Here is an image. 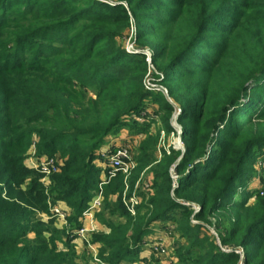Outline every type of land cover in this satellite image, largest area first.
I'll return each mask as SVG.
<instances>
[{"label": "trees", "instance_id": "obj_1", "mask_svg": "<svg viewBox=\"0 0 264 264\" xmlns=\"http://www.w3.org/2000/svg\"><path fill=\"white\" fill-rule=\"evenodd\" d=\"M125 28L148 53L118 44ZM152 104L153 117L167 128L178 106L183 158L175 163L181 152L171 150L174 158L154 168V192L142 215L123 208L121 174L102 187V200L115 197L107 215L122 220L107 222L109 232L99 236L107 261L122 262L153 221L177 209L184 231L205 228L210 214L231 212L224 242L247 248L243 264H264V198L248 207L244 186L252 157L264 148V0H0V137L32 136L39 158L60 160L46 193L37 176L20 190L33 171L0 152V264H71L68 253L25 238L34 214L17 202H62L73 223L69 233L81 227L106 137L132 127L146 134ZM138 116L141 124L129 122ZM172 164L180 176L173 189ZM238 191L244 199L234 202ZM185 261L238 259L210 252Z\"/></svg>", "mask_w": 264, "mask_h": 264}, {"label": "rangeland", "instance_id": "obj_2", "mask_svg": "<svg viewBox=\"0 0 264 264\" xmlns=\"http://www.w3.org/2000/svg\"><path fill=\"white\" fill-rule=\"evenodd\" d=\"M234 1L236 3L243 2L246 5L253 2V0ZM256 1L257 0H254V2ZM117 42L130 52H139L142 50L139 46L137 47L135 45L132 30L130 28H125L120 31V36L117 38ZM142 51L148 53V50L146 49H143ZM146 85L153 86L149 83H146ZM165 95L167 97V94ZM153 108H156L154 104L149 108L151 114H149L147 119L153 120L147 125L148 130L146 131V134H143L140 131V128L132 126V128H129L131 131L127 128L114 131V133H112L114 136L115 134L120 133V136L122 135L123 137H117L115 142L114 139L113 144L110 147H108V145L107 147L103 146V148H105L101 151L99 159L94 161V164L101 168V165L105 164L104 156L111 151L114 146H129L134 161V167L128 176L121 177L122 188L119 200L130 216H135L137 213L139 215L144 214V207L149 206V199L154 192V168L161 163V161L174 158L171 150H178L181 152V154L173 159L175 163L180 162L183 158V129L181 125L176 122V117L180 112L178 106L174 104L175 112H173L171 118L168 120L170 128L166 127L160 117H153ZM134 120L140 124L142 122L140 116L129 119V122H133ZM33 138L34 137L30 136L15 140L14 137H12L11 141H8L6 137H0V142L6 144V146L0 147V152H6L8 150L13 158V164L17 165L16 161H19L25 169L33 171V173H29V176L31 177H28L19 185L20 190L26 189V186L29 183V178L37 176V182H39L46 193L50 174L54 171L46 174L43 173L40 168H34L41 159L47 157L39 158L37 156ZM259 161H264V148L259 150V153L252 157V163L250 165L252 170L251 176L244 184L245 190L250 194L249 199H247L248 207L253 206L257 200L264 198V192L263 194L257 193L258 187L262 184L261 169L264 167V162L260 166ZM174 164L168 168L172 189L178 186L180 180V176L174 169ZM170 194L174 198L172 191ZM234 197V202L244 199L240 191L236 192ZM113 198H115L114 195L109 196L106 201L105 199L101 200L99 209L93 214L95 230L88 232L84 238H79L75 234L76 230L69 233L71 232L70 228L73 223L70 220L67 221V216L70 214V210H68L66 206L65 209L62 208V202L52 203L48 197H46L45 201L40 202L37 205H25L24 203L17 202V206L34 214L32 220L35 222L33 225L29 226L25 238L30 243L34 242V244L42 245L48 249L54 248L55 252L60 251L62 254L68 253V259L71 264H112L107 261L104 254L105 252L102 251L104 246L99 241V236L109 232L106 225L107 222L112 224L122 222L121 218L118 216H108L106 213V203ZM183 204L187 206L188 210L193 212H197L199 209L196 203ZM44 205L46 206V209L43 212L47 213L41 211L40 207ZM52 208H59L65 213V224H62V221H59L61 224H58V218L52 217V214L50 213ZM129 209L132 210L133 213H131ZM168 215L171 216L170 219L165 221H153L147 231L142 235L141 244L132 246L133 249L126 254V258L119 264H187V261H185L187 258L190 261L198 255H205L210 252L213 255H234L238 259L237 264H243L245 250L247 248L238 246L235 241L224 242L229 241L230 238L229 230L232 227L233 218L231 212L219 211L210 214L207 218L208 221H205V228L192 227L191 230L187 231H184L183 227L179 225L180 215L178 214L177 209H173L172 213H168ZM44 218L48 219L45 220ZM95 218L97 222L102 225L104 230L96 231ZM190 220L193 225L199 223L193 217H191ZM46 224L52 225L55 230Z\"/></svg>", "mask_w": 264, "mask_h": 264}, {"label": "built area", "instance_id": "obj_3", "mask_svg": "<svg viewBox=\"0 0 264 264\" xmlns=\"http://www.w3.org/2000/svg\"><path fill=\"white\" fill-rule=\"evenodd\" d=\"M104 155V154H102ZM105 157V164L101 165L102 168V175L100 177L99 183L97 185V190L92 194L91 199L88 202L86 209L82 212L79 220L80 222L86 221L85 225H81L78 229H76L75 234L79 238H84L88 232L94 231L95 226L93 223V214L96 212L102 200V187L109 182V180L114 177L116 174H121L123 177L129 175L130 171L134 167V161L132 155L129 150V146L122 145L113 148L111 151L106 153ZM264 161H259V165L261 166ZM59 162L57 161L56 157L44 158L34 166V168H40L43 173H50L51 171L55 170L56 165ZM262 172V184L258 187L257 193L263 194L264 192V167L261 169ZM131 213L132 210L129 209ZM52 217L58 218V224H65L66 215L62 212L59 208H52L50 210ZM45 220L48 218H44Z\"/></svg>", "mask_w": 264, "mask_h": 264}, {"label": "crops", "instance_id": "obj_4", "mask_svg": "<svg viewBox=\"0 0 264 264\" xmlns=\"http://www.w3.org/2000/svg\"><path fill=\"white\" fill-rule=\"evenodd\" d=\"M117 137H123V136H122V135L120 136V133H119V134H115V136H114V134H110V135H108V136L106 137L105 144H104L103 146L107 147V145H108V147H110V146L113 144V140L115 139V140H114V142H115ZM105 147H104V148H105ZM115 147H118V146H114V148H115ZM104 148L102 147V148L100 149V151L104 150ZM56 159H57L58 162L60 161L58 158H56ZM62 208L65 209V204H63V203H62ZM85 224H86V221H85V222L81 221V225H85ZM95 225H96V228H97L96 231L104 230V229L102 228V225H101L100 223L97 222L96 218H95Z\"/></svg>", "mask_w": 264, "mask_h": 264}]
</instances>
